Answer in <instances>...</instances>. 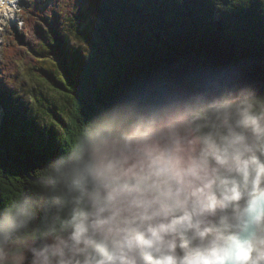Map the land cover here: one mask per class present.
<instances>
[{"label":"clouds","instance_id":"obj_1","mask_svg":"<svg viewBox=\"0 0 264 264\" xmlns=\"http://www.w3.org/2000/svg\"><path fill=\"white\" fill-rule=\"evenodd\" d=\"M242 69L97 106L0 203V264H264V87Z\"/></svg>","mask_w":264,"mask_h":264},{"label":"trees","instance_id":"obj_2","mask_svg":"<svg viewBox=\"0 0 264 264\" xmlns=\"http://www.w3.org/2000/svg\"><path fill=\"white\" fill-rule=\"evenodd\" d=\"M54 7L35 6L37 25L27 30L31 41L37 37L27 60L34 88L0 77V203L33 186L97 106L128 91L196 87L240 65L264 87V6L256 0L229 15H214L211 0H64ZM31 90L29 106L24 93Z\"/></svg>","mask_w":264,"mask_h":264},{"label":"rangeland","instance_id":"obj_3","mask_svg":"<svg viewBox=\"0 0 264 264\" xmlns=\"http://www.w3.org/2000/svg\"><path fill=\"white\" fill-rule=\"evenodd\" d=\"M63 1L64 0H21L16 8L17 15H15L14 11L10 13L11 5L3 11V18L0 19V28L3 27L2 30L0 29V76H2V79L6 77L7 80V77L11 74V78H16L18 80V85L27 84L30 86V89L34 88L36 85V81L32 78L34 71L31 69L27 60L31 55H35L29 51V48L35 47L37 37H33L34 39L31 41L28 37L29 33L27 30L34 29L37 23L34 19V14L30 10L33 8L34 4H38V8L49 6L57 10L58 6L55 8V4L62 3ZM65 5L66 1L61 5V8L63 9ZM78 44L79 41L73 38L72 45L74 47L85 52L88 51V46H77ZM25 59L28 65L25 64ZM52 60L55 62L61 61L62 56H55ZM4 75L5 77H3ZM192 87L191 85L183 84L179 89H188ZM45 91L48 97L54 95L53 91L48 87L47 89L45 88ZM31 92L32 90L29 93H24L26 95L24 100H26L29 106L32 104Z\"/></svg>","mask_w":264,"mask_h":264},{"label":"bare ground","instance_id":"obj_4","mask_svg":"<svg viewBox=\"0 0 264 264\" xmlns=\"http://www.w3.org/2000/svg\"><path fill=\"white\" fill-rule=\"evenodd\" d=\"M10 5H12L11 0H0V19L3 16V11ZM2 28L0 29L2 30Z\"/></svg>","mask_w":264,"mask_h":264},{"label":"water","instance_id":"obj_5","mask_svg":"<svg viewBox=\"0 0 264 264\" xmlns=\"http://www.w3.org/2000/svg\"><path fill=\"white\" fill-rule=\"evenodd\" d=\"M1 138V137H0Z\"/></svg>","mask_w":264,"mask_h":264}]
</instances>
